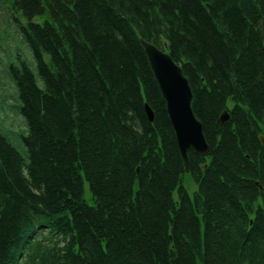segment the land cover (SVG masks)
<instances>
[{
    "label": "trees",
    "instance_id": "obj_1",
    "mask_svg": "<svg viewBox=\"0 0 264 264\" xmlns=\"http://www.w3.org/2000/svg\"><path fill=\"white\" fill-rule=\"evenodd\" d=\"M11 3L31 63L8 68L25 127H0V264H264V0ZM141 39L190 85L208 152L188 173Z\"/></svg>",
    "mask_w": 264,
    "mask_h": 264
},
{
    "label": "water",
    "instance_id": "obj_2",
    "mask_svg": "<svg viewBox=\"0 0 264 264\" xmlns=\"http://www.w3.org/2000/svg\"><path fill=\"white\" fill-rule=\"evenodd\" d=\"M143 46L165 99L166 110L187 171L186 151L188 149L192 147L201 154L207 152L201 124L192 113V93L189 84L182 75L181 69L172 62L167 54L145 41H143ZM262 142L264 141L262 140Z\"/></svg>",
    "mask_w": 264,
    "mask_h": 264
},
{
    "label": "rangeland",
    "instance_id": "obj_3",
    "mask_svg": "<svg viewBox=\"0 0 264 264\" xmlns=\"http://www.w3.org/2000/svg\"><path fill=\"white\" fill-rule=\"evenodd\" d=\"M9 6H11V0H0V127L4 126L6 131L10 130L12 133H23L24 126L21 119H18L13 109L10 110L12 101L9 100L8 84L6 83L8 80L4 76V58H9L16 48L26 53L28 57L29 54L10 18L12 8ZM6 97L8 100L5 103L4 98ZM191 184L189 180L186 182L187 187L192 189Z\"/></svg>",
    "mask_w": 264,
    "mask_h": 264
}]
</instances>
